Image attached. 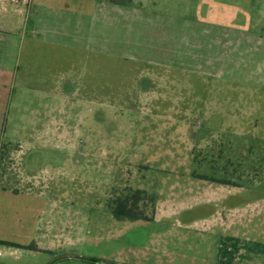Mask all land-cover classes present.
Masks as SVG:
<instances>
[{
  "label": "rangeland",
  "instance_id": "obj_1",
  "mask_svg": "<svg viewBox=\"0 0 264 264\" xmlns=\"http://www.w3.org/2000/svg\"><path fill=\"white\" fill-rule=\"evenodd\" d=\"M109 1L132 2L129 9L133 12L126 14V8L115 7L114 18L107 21L99 8ZM201 2L81 0V42H74V33L67 39L68 45L81 50L75 70L66 72L65 100L58 98L64 87L56 71L31 70L19 63L10 83V94H20L15 96L18 103H7L3 119L7 124L0 135V188L13 190V196H0V241L17 245L0 243V264L130 260L129 244L138 242H131L136 232L119 225L111 209L126 188L160 194L164 199L174 181L179 183L173 185V192L179 193L195 174L227 181L241 192L244 203L252 194L264 193V130L252 132L250 119H245L240 134L233 129L216 133L219 128L213 125L220 120L204 119L203 112L197 111L202 107L197 100L205 96V83L217 81V71L209 75L196 69L164 71L166 81L159 90L154 80L160 72L147 63L153 60L156 40L167 42L173 19L185 17L184 21L197 23ZM17 3L20 14L14 3L0 4V29L27 30L26 4L34 0ZM254 4L253 15L260 17L251 24L255 37L239 40L242 52L251 57L236 71L237 93L244 102L252 94L264 97V88L256 86L264 74V0H254ZM96 7L94 19L90 14ZM63 20L75 23L68 11ZM194 24L196 57L187 62L203 64L207 55L217 62V30L211 27L209 34H202L203 28ZM184 26L180 21L177 29ZM207 43L210 49L202 47ZM170 74L181 86H171ZM18 83L31 88L30 94L19 92ZM23 98L34 101L33 118L25 108L31 105ZM191 104L197 106L193 114L186 112ZM259 104L260 116L264 104ZM181 127L188 130L190 145L184 142L185 136L178 135ZM208 135L213 137L211 151L201 148V139ZM26 173L27 179L22 176Z\"/></svg>",
  "mask_w": 264,
  "mask_h": 264
},
{
  "label": "crops",
  "instance_id": "obj_2",
  "mask_svg": "<svg viewBox=\"0 0 264 264\" xmlns=\"http://www.w3.org/2000/svg\"><path fill=\"white\" fill-rule=\"evenodd\" d=\"M202 1V9L197 10V23L194 20L184 21L185 17L173 19L170 31L172 33L165 38L167 42L164 44L163 40H156L154 50H151L154 53L153 60L147 62L155 71L160 72L155 75V85L159 89L160 83L166 81L161 73L164 71L196 69L203 70L206 75H209L210 71H217V81H206L205 96L202 100H197L201 102L202 107L198 106L197 111L203 112L204 119L220 120L218 124L213 125L219 128L216 133L233 129L240 134L245 119H250L248 125L252 132L264 130V106L260 116L257 112L259 107L261 108L259 103L264 104V97L252 94L250 101L244 102L241 93H237L239 79L236 71H240V66H245L241 64L251 58L242 52L239 40L254 38L255 35L250 32L251 24L260 21V17L253 15L254 0ZM8 2L14 3L15 10L20 14L17 0H0V4ZM131 3L109 1L101 6L99 11L108 21L114 18L115 7L126 8V14L133 12L129 9L133 6ZM26 5L27 30H24V27L14 31L0 29V135L7 124L3 122L7 103H18L19 97L15 96L20 94H10V83L15 78L19 63L31 70L41 67L42 70L56 71L64 87L58 92V98L65 100L66 72L75 70L77 51L81 50L80 46L67 43L70 38L68 34L71 33H74L75 43L81 42L84 14L81 0H34V3ZM67 11L75 22L73 26L63 20ZM261 15L264 16V13ZM90 16L94 19L98 17V7L91 11ZM61 19L63 22H60ZM180 21L186 26L178 30ZM244 23L249 25L243 26ZM193 24L203 28L202 34H209L211 27L217 30V62L211 61L216 60L212 59L211 55H207L203 64L191 65L187 62L189 58L196 57L193 50V38L196 35ZM93 28L91 27V31L95 32L96 29ZM202 47L210 49L211 44L207 43V46ZM244 56H247L246 60ZM170 77L171 86H181L175 75L170 74ZM259 78L256 86L264 88V74ZM21 84L18 83L19 92L30 94L31 88L24 85L23 88ZM13 96L15 100L12 101ZM23 101L31 105L25 108L33 118L36 112L32 107L34 101L27 98H23ZM196 107L191 104L186 112L193 114L192 112H197ZM187 131L185 127H181L178 135L182 138L185 136L184 142L190 145ZM212 138L208 135V138L201 139L203 150L207 148L211 151L209 144L213 142ZM22 176L26 179L29 177L27 173ZM226 182L207 175H190L185 181L186 188L179 193L173 192V185L179 183L176 180L164 199L160 194H153L154 209L150 220H118L113 216L119 225L123 224L126 231L133 234L136 232L131 242L138 241L129 244L131 259L121 261L128 264H264V193L252 194L255 196L244 203L241 192L232 189L235 186H228ZM7 193H12L10 195L13 196V190L0 188V196ZM174 198L179 201L175 202Z\"/></svg>",
  "mask_w": 264,
  "mask_h": 264
},
{
  "label": "trees",
  "instance_id": "obj_3",
  "mask_svg": "<svg viewBox=\"0 0 264 264\" xmlns=\"http://www.w3.org/2000/svg\"><path fill=\"white\" fill-rule=\"evenodd\" d=\"M1 150L2 147L0 146V170ZM111 209L113 216L118 220H150L152 218L154 209V197L150 194H147L144 190L141 189L126 188L124 192H122L121 196H118L113 200ZM0 243H5L7 245H17L11 242L0 241ZM88 261L90 262V264H128L98 258H89Z\"/></svg>",
  "mask_w": 264,
  "mask_h": 264
}]
</instances>
